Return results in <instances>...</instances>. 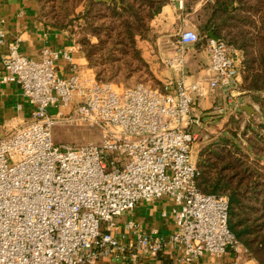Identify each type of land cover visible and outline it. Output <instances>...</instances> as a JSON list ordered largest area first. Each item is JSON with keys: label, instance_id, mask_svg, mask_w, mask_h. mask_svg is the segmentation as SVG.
Masks as SVG:
<instances>
[{"label": "built area", "instance_id": "2783aa9c", "mask_svg": "<svg viewBox=\"0 0 264 264\" xmlns=\"http://www.w3.org/2000/svg\"><path fill=\"white\" fill-rule=\"evenodd\" d=\"M168 1L179 9L184 3ZM198 40L192 30L178 33L179 56L166 62L180 78L169 79L163 91L117 88L48 46L37 59L17 53L16 44L1 57V82L19 87L30 113L0 135V264L239 261L226 197L196 186L192 149L205 128L192 114L217 88L233 103L243 67L235 49L208 39L206 76L186 85L181 54ZM59 58L68 62V76L58 74ZM60 123L93 130L98 142L55 143L52 129ZM163 198L171 206L168 235L121 221L138 204Z\"/></svg>", "mask_w": 264, "mask_h": 264}, {"label": "rangeland", "instance_id": "374dc122", "mask_svg": "<svg viewBox=\"0 0 264 264\" xmlns=\"http://www.w3.org/2000/svg\"><path fill=\"white\" fill-rule=\"evenodd\" d=\"M38 1L40 15L45 20L46 24L64 28L75 46H79L82 50L85 48L83 42L89 41V44H95L97 42V39L92 37L87 31V24L81 17L84 5L88 0ZM164 1L167 2L168 0H159V3L163 2L164 4ZM259 1L261 0H248L246 2V7L252 9L258 8V13L255 14L252 12L251 16H246L238 12L237 18H235L234 21H228L226 26L223 27V37L229 41L227 45L235 49L233 54L237 57L239 66H243L244 71L241 73L238 89L234 93L239 94L235 95V101H233V103H228L227 98H225L223 102L222 96L224 93L228 94L226 89H216L215 93L222 107H220L218 111H214L215 113L208 114L203 118H212L211 121H218V123L213 126H217L224 120L223 126L219 129V132L221 130L222 132L214 134L211 133L208 128L200 132V138L195 141L192 149V156L196 165L202 149L209 143L214 142L219 138L217 136L223 133L226 138L234 142L230 149H239L240 153L238 154L247 158L248 164L251 163L255 164L256 167H264V161L257 160L254 149L249 148V146L252 145L253 148L258 151L261 150L259 152L264 154V118H262L259 104L253 101V98H257L262 106H264V70H262V68L260 69L258 62L260 58H264L261 57L262 52H264V46H262V44H264V39H262L264 38V31L258 30V27L262 24V18H264L261 13H264V11H259ZM236 6L237 5L234 3L230 7V10H233ZM154 8V6L149 8L145 5L143 11L138 14L141 21H135V18L130 17L135 31L140 34L134 36V46L122 36V41L130 45L119 47L114 51L110 50V48L112 47L113 40L116 39V33L110 34L108 38V33L105 32L104 27H99L101 24H106V21L104 20L103 23V19L98 18L99 20L95 22L94 27L95 29L97 28V30L99 29L98 34L101 38L100 40H102L104 44L98 48H91V53H93V58H91L93 65L89 66L87 62V68L93 72L98 80L110 82L117 88H129L142 84L149 88L160 91L164 90L165 84L169 79L163 78L164 75L166 76V73L163 72L169 73L170 70L172 71L169 64L166 62L170 60V58H149L148 56L152 53L153 43L159 38L161 44L165 46L163 50L166 52V47L176 42L179 32L171 29L167 30V27L159 29L160 25H157L159 30H154V25L152 26L150 24L154 16L149 20ZM261 8L264 9V4H261ZM101 14L104 13L101 12ZM239 17H245L250 22L245 24L238 19ZM201 19L200 16H189V20L192 24H202ZM119 50H122L124 54H121ZM245 61L250 65L245 66ZM248 67H254L253 69L257 70V72L254 73L257 77L244 80V72ZM154 70L162 73H156V77ZM251 87H257L259 90H252ZM240 104L250 106L254 114L249 118L248 115L241 110ZM209 111L213 112V110ZM49 113L54 114L55 110L49 109ZM248 124L251 126L248 127ZM3 132L4 131L0 132V135H2ZM52 136L55 143H66L73 146L89 142L97 143L99 139L98 133L93 130L84 127L68 126L62 123L53 127ZM140 211L143 215V207L140 208ZM120 219L124 221L133 219V217L132 215L123 214ZM241 249L242 252L238 264H257L253 259L246 257L242 247Z\"/></svg>", "mask_w": 264, "mask_h": 264}, {"label": "crops", "instance_id": "0c3cea01", "mask_svg": "<svg viewBox=\"0 0 264 264\" xmlns=\"http://www.w3.org/2000/svg\"><path fill=\"white\" fill-rule=\"evenodd\" d=\"M212 4L213 0H184L182 8L179 9L177 5L170 4L167 1L150 21L156 31L158 29L157 25H160L159 29L167 27V30L171 29L176 32L188 29L199 35L198 42L184 46L181 54L184 60L183 69L181 70L182 78L186 85L199 82L206 76L208 64V56L205 49L206 43L211 36L217 38L212 28H204L209 20ZM192 15L200 16L202 24H192L189 20V16ZM0 30L4 32V41L0 44V132H2L4 128L24 120L30 113V107L22 98L19 87L16 84H4L1 82V76L4 72L1 57L11 52L14 44H16V52L29 59H37L39 51L45 46L53 50L67 51L72 62L83 69L88 68L83 52L79 46L73 44L69 35L65 31L50 27L44 20L39 18L37 0H0ZM152 47V53L149 54V58H173L179 56V53L175 51L176 45L174 43L166 47L167 51L165 52L163 50L165 46L161 44L160 38L153 43ZM68 65V62L62 58L57 60L56 66L60 76H68L70 74ZM154 73L157 77L156 73L162 72L154 70ZM163 73H166V76L164 74L160 75H164L163 78L165 79L176 80L180 78V71L177 70H170L169 73L164 71ZM215 92L207 93L197 101L196 106L193 108L192 115L202 119L205 129L218 123V121H211L212 118H203L208 114L215 113L214 111H218L222 107ZM228 95L224 93L222 96L223 102L225 98L228 99ZM241 106L242 104H240ZM209 110H213V112ZM142 207L143 215L140 211ZM170 207L169 202L165 198L152 203L138 204L127 214L133 217V219L128 220H133L142 230L156 229L160 234L166 236L172 230L168 214ZM163 213L167 214V217H163ZM229 263H231V258L223 261V264ZM138 264H156V262L148 261Z\"/></svg>", "mask_w": 264, "mask_h": 264}, {"label": "trees", "instance_id": "16d2710c", "mask_svg": "<svg viewBox=\"0 0 264 264\" xmlns=\"http://www.w3.org/2000/svg\"><path fill=\"white\" fill-rule=\"evenodd\" d=\"M247 1L213 0L209 20L204 28H212L219 41L229 44V41L222 34L223 27L226 26L228 21H234L238 12L246 16H251L252 12L258 13V8L246 7ZM37 2L39 1L37 0ZM234 3L237 6L230 10ZM162 4L163 2L159 3V0H115L108 3L88 0L84 5L81 17L87 24V31L97 39L95 44H89V41L83 42L85 48L81 51L89 66L93 65L91 48H98L104 44L100 40L99 29L97 30L94 27L96 21L99 19H103V23L104 20L106 21V24H101L99 27H104L105 32L108 33V38L110 34L116 33V39L113 40L110 50L114 51L119 47L129 46L130 44L134 46L133 38L140 33L135 31L130 17L135 18V21H141L138 14L143 11L145 5L149 8L154 6V11L149 17L150 20L159 12ZM261 4H264V0L258 3L260 12L264 11ZM101 12L104 14H101ZM38 15L40 19L44 20L39 9ZM261 15L264 17V13H261ZM238 19L245 24L250 22L245 17H239ZM50 27L65 31L61 26L50 24ZM258 30L264 31V18H262V24L258 27ZM122 36L130 44H125L127 42L122 41ZM119 51L124 54L122 50ZM261 57H264V52H262ZM258 62L260 69L264 70V58H260ZM246 65L250 64L245 61ZM253 68H246L243 76L244 80L257 77L254 75L257 70ZM251 89L259 90L257 87H251ZM253 101L259 104L262 118H264V106L257 98H253ZM248 125V127L251 126ZM217 137L219 138L205 146L199 154L196 162L198 170L196 186L204 194L226 197L228 201L227 226L229 231L243 248L246 257L253 259L257 264H264V167L248 164L247 158L238 154L240 153L239 149H230L234 142L226 138L223 133ZM249 148L254 149L257 160L264 161V154L259 152L261 150L258 151L252 145Z\"/></svg>", "mask_w": 264, "mask_h": 264}, {"label": "water", "instance_id": "95a60500", "mask_svg": "<svg viewBox=\"0 0 264 264\" xmlns=\"http://www.w3.org/2000/svg\"><path fill=\"white\" fill-rule=\"evenodd\" d=\"M93 1L94 2L108 3L110 1H115V0H93ZM210 39L218 41V39L215 38L214 36H211ZM241 110L244 111L248 115L249 118L254 114L253 109L250 106H247V105H242L241 106ZM223 124H224V120L221 121L217 126H211L210 128L208 127V130L211 133H214V134L216 133L217 134L219 132V129L223 126Z\"/></svg>", "mask_w": 264, "mask_h": 264}]
</instances>
